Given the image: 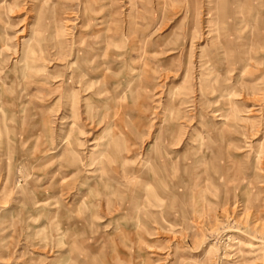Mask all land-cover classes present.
Segmentation results:
<instances>
[{
    "label": "rangeland",
    "instance_id": "374dc122",
    "mask_svg": "<svg viewBox=\"0 0 264 264\" xmlns=\"http://www.w3.org/2000/svg\"><path fill=\"white\" fill-rule=\"evenodd\" d=\"M0 264H264V0H0Z\"/></svg>",
    "mask_w": 264,
    "mask_h": 264
}]
</instances>
